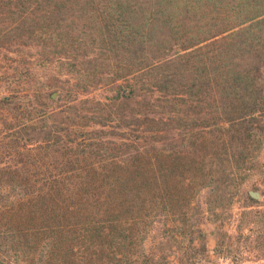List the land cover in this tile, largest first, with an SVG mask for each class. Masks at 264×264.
Instances as JSON below:
<instances>
[{
    "label": "trees",
    "instance_id": "16d2710c",
    "mask_svg": "<svg viewBox=\"0 0 264 264\" xmlns=\"http://www.w3.org/2000/svg\"><path fill=\"white\" fill-rule=\"evenodd\" d=\"M263 145L264 0H0V264H132Z\"/></svg>",
    "mask_w": 264,
    "mask_h": 264
},
{
    "label": "rangeland",
    "instance_id": "374dc122",
    "mask_svg": "<svg viewBox=\"0 0 264 264\" xmlns=\"http://www.w3.org/2000/svg\"><path fill=\"white\" fill-rule=\"evenodd\" d=\"M98 92L101 97L113 96L107 89ZM253 149L252 157L257 161L250 163L255 166L243 173V180L249 189L260 187L261 205L247 207L239 191L241 185L232 187L234 197L222 203L211 186H198L186 220L178 215L157 217L132 264H264L257 243L247 236L243 217L245 211L264 209V145ZM202 232L205 239H200Z\"/></svg>",
    "mask_w": 264,
    "mask_h": 264
},
{
    "label": "water",
    "instance_id": "95a60500",
    "mask_svg": "<svg viewBox=\"0 0 264 264\" xmlns=\"http://www.w3.org/2000/svg\"><path fill=\"white\" fill-rule=\"evenodd\" d=\"M57 94L56 92L53 93V96L55 97ZM250 194L257 200H261L262 198V194H261V190L258 189H254V188H250L249 189Z\"/></svg>",
    "mask_w": 264,
    "mask_h": 264
}]
</instances>
